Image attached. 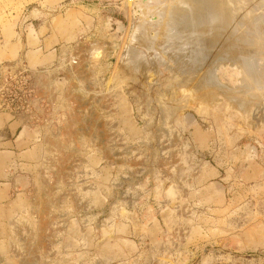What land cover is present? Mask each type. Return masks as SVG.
<instances>
[{"label":"rangeland","instance_id":"374dc122","mask_svg":"<svg viewBox=\"0 0 264 264\" xmlns=\"http://www.w3.org/2000/svg\"><path fill=\"white\" fill-rule=\"evenodd\" d=\"M172 1L0 0V65L53 70L47 81H34L41 103L18 116L37 129L40 155L30 182L0 201V264H119L132 248L128 227L112 226L110 209L123 206V194L178 182L180 191L206 196L216 191L215 170L225 168L234 182L225 193L240 189L243 199L231 201L229 215L183 214L182 222L197 227L183 228L178 242L147 264H264V103L256 111L254 100L239 97L250 103L238 109L231 92L225 97L209 86L217 95L208 93L211 104L201 96L205 58L215 51H197L195 32L181 44L187 50L164 42ZM255 3L264 0H225L218 15L237 25V15H264ZM152 23L161 26L150 29ZM250 39L251 54L263 58L264 25ZM48 53L50 65H38ZM224 79L218 85L229 83ZM186 235L191 252L177 254Z\"/></svg>","mask_w":264,"mask_h":264},{"label":"crops","instance_id":"0c3cea01","mask_svg":"<svg viewBox=\"0 0 264 264\" xmlns=\"http://www.w3.org/2000/svg\"><path fill=\"white\" fill-rule=\"evenodd\" d=\"M40 43V50H45L46 41ZM51 60L52 54L48 53L37 63L48 66ZM34 130L37 129L26 126L22 118L0 112V201L7 199L13 188L21 190L27 184V180L30 182L40 155ZM211 152L214 153L213 148ZM222 171L215 170L213 175L217 181L211 182L210 187L216 191H210L206 196H200L202 193L199 190L193 196L191 193H184L180 191L178 182L167 189L162 188V185L152 189L146 184L145 187H141L140 193L132 196L123 194L121 196L123 200L119 203L123 206L110 209V216L112 226L125 223L123 225L128 227L129 247L132 249L125 252L119 264H147L151 256L161 254L168 245L177 243L179 232L183 228L190 231L197 227L192 222L190 224L182 222L183 214L189 215V218L193 214L209 216L208 218L219 214L229 215L233 210L229 206L231 201L243 199L244 194L237 189L230 193V197L228 192L227 196L225 188L229 181L226 177L228 168ZM198 177L195 179L196 183ZM158 188L161 190L158 191ZM238 207L240 209L241 206ZM0 210L3 214L6 211L4 208ZM182 239V246L177 254H180V251L191 252L193 247L192 244H188V235Z\"/></svg>","mask_w":264,"mask_h":264},{"label":"bare ground","instance_id":"6f19581e","mask_svg":"<svg viewBox=\"0 0 264 264\" xmlns=\"http://www.w3.org/2000/svg\"><path fill=\"white\" fill-rule=\"evenodd\" d=\"M174 1L175 0H173L172 3ZM170 4L171 3H169V5H168V3H167L169 8H172V5L170 7ZM259 4L255 3L252 6L256 7L257 5H259L260 9L263 8L264 3H259ZM225 7H226L225 0H178L177 5H175V7H173V9L170 11L169 17L166 16L167 19L165 20V22L163 23L161 21L162 24L164 25V27L162 25V27L164 28L163 39L167 45L168 44L169 45L170 44L171 45L176 44V45H179L182 50H187L186 48H183L181 44H184L185 40L190 35H192L194 32L198 33L199 36L196 38V40L199 39L200 42L197 41L199 43H196L197 51H201L203 49V47L208 48L209 50L213 49L215 51V54L209 53L210 54L209 56L206 55V58H205V59H207V62H206L207 65H205L206 74H205V76L203 74L204 78L203 79L201 78L202 79V80H200L201 82L198 80L200 82V84H199V82L197 84V85H200V87L198 86V88H201V87L204 88V89L201 88V92H202V90H204L205 93L203 94V93L199 92V94L201 93L202 94L201 96H203L204 98H207V100L209 98L210 104H211V100H212V99H210V97L212 96L213 98H215V96H217V95H215L216 93H214L213 91L210 92L208 89H206L207 86L210 87L209 88L210 90L212 89L211 87H213V88H215V90L217 89V91H220L221 93L222 92L226 93V94H223L224 96L227 94L229 95V93L231 92L230 93V94H232L231 97H233V99L235 100V102H233V103L234 104L236 103V105L237 104L240 105L242 103V100L244 99V96H245V99L247 97V99L249 101L250 100L255 101V103H254V101H252L253 103L251 102L252 105L254 104L251 107H253V109H255L257 111V108H259L258 102L264 103V57L263 58L258 57L259 54L258 55H255V54L252 55L251 54V53L255 52V49L252 48V44H254V42L250 41L251 40L250 36L256 34L259 27L264 25V15L261 12H256L254 14L251 13L250 14L251 16L250 15H248V16L237 15L235 17V19L237 18V20H238L237 25H236L233 23L234 17H232L231 15H227L226 13H224V17H222V18L218 15L219 14L218 12L220 11L219 8L225 9ZM168 9H167V11H168ZM154 13L156 14V12H154ZM155 14H154V16H155ZM159 14H157V15H159ZM165 14L166 13H164L163 16ZM156 18H157V16H156ZM156 18H154V19H156ZM216 18H219V19L216 21L215 20ZM150 19H151V17L149 18V20ZM164 19H165V17L163 18V20ZM158 21L159 20H157V22ZM152 22H154V21H152ZM147 23H148V21H147ZM154 23H156V21ZM150 24H148V27L151 26ZM152 25H153V23H152ZM154 25H153V27H150V29H152L154 27L156 28L159 24L157 26H154ZM159 26H161V24ZM157 29H159V28L157 27ZM157 33H158V31H157ZM203 34H206L207 40L205 39V41L202 42L201 41L202 39L200 36ZM252 38H254V37H252ZM241 40H243V42L247 43V46H246L247 48H245V51L247 50L246 52L248 55L246 54L245 51L244 52L239 51L240 44L242 43ZM161 42L164 45L163 40H161ZM158 43H160V42H158ZM156 46H158V45H156ZM162 47H161V49H162ZM234 47L237 48V51L233 50ZM166 48L168 49L169 46H167ZM189 48H190V46H189ZM167 49H166V51H167ZM162 50H164V48ZM253 50H254V52H253ZM194 55H196V52ZM262 56H264L263 53H262ZM197 61H199V56H196V61H195L196 64L198 63ZM206 63H203V61H202V63H200V64H206ZM197 69L199 72H201V70L204 69V66H198ZM207 69H209V71H207ZM204 72H202V73H204ZM221 76L225 78L223 81H225V80L227 81V79H228L229 83L231 84L230 85L228 83L230 85L229 88L228 87L223 88V89H226L227 92L222 89V85H224L223 82H222L223 84L219 83L220 87H219V89L217 88L219 86L217 81H221ZM213 77H215V80L216 79L217 80L214 81ZM231 81H232V83H231ZM228 84L225 83V85L223 87H225ZM216 85H217V87H215ZM198 88H195V89L198 90ZM220 88H221V90H220ZM238 89H239V91H238ZM209 92H210V97L208 94ZM213 95H215V96H213ZM242 95H243V97H242ZM225 97H227V96H225ZM231 97H229L228 99L233 100V99H231ZM239 97L243 98V99H240ZM197 99H198V97H197ZM238 99H240V101ZM215 101H216V99H215ZM191 102H193V101H191ZM199 102L200 101H197V103H199ZM243 102H245V101L243 100ZM248 103H250V102H247V103L245 102L242 104L245 105ZM201 104H203V106H204V101L203 102L201 101V103H199L198 105H201ZM198 105L195 107L196 109H197ZM205 105L206 106H204V107L208 108L207 104H205ZM241 105L238 106V109H240L239 107H242ZM255 105H257L256 108H254ZM247 108H249L248 110L250 111V107H247ZM247 108L246 107L241 108L242 111L244 112V114H246V115L252 114L249 112L247 113V111H248V110H246ZM198 109L200 110V107H198ZM253 109L251 108L252 111H253ZM255 110H254V113L256 112Z\"/></svg>","mask_w":264,"mask_h":264},{"label":"built area","instance_id":"2783aa9c","mask_svg":"<svg viewBox=\"0 0 264 264\" xmlns=\"http://www.w3.org/2000/svg\"><path fill=\"white\" fill-rule=\"evenodd\" d=\"M76 63V59L71 58L68 66L73 67ZM52 73L53 70L50 68L37 71L28 69L24 65L15 62L1 64L0 112L15 117H25L32 114L35 106L41 103L35 82L39 78H44L47 81Z\"/></svg>","mask_w":264,"mask_h":264},{"label":"water","instance_id":"95a60500","mask_svg":"<svg viewBox=\"0 0 264 264\" xmlns=\"http://www.w3.org/2000/svg\"><path fill=\"white\" fill-rule=\"evenodd\" d=\"M122 29H124V24L123 23H118L117 24V31H121Z\"/></svg>","mask_w":264,"mask_h":264}]
</instances>
